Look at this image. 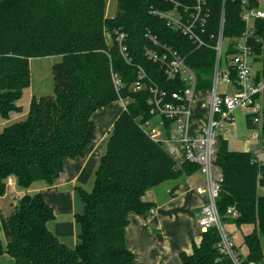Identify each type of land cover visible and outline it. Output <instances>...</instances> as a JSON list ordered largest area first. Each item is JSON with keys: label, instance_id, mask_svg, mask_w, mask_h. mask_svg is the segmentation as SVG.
<instances>
[{"label": "trees", "instance_id": "16d2710c", "mask_svg": "<svg viewBox=\"0 0 264 264\" xmlns=\"http://www.w3.org/2000/svg\"><path fill=\"white\" fill-rule=\"evenodd\" d=\"M192 6L193 0H180ZM243 0H207L209 46L197 48L182 32L152 10L166 12L174 4L165 0H117V11L107 16V0H0V117L9 120L23 110L19 101L31 86L30 61L59 56L53 65L54 94L34 96L24 120L0 131V193L8 178L17 180L24 192L19 206L9 216L11 241L0 255L12 256L16 264H134L127 245L131 213L146 220L156 208L150 196L155 187L169 180L201 171L189 162L179 164L160 144L151 140L144 124L152 119L149 93L134 92L139 67L161 89L183 88L168 80L160 64L146 56L154 48L147 34L176 50L194 69L200 89L210 88L216 59L210 37L219 30L225 12V37L242 36ZM256 5L257 0H250ZM128 34L131 63L123 57L114 31ZM113 34L108 40L106 33ZM234 52L233 48L227 55ZM257 52H260L258 49ZM123 85L115 87L113 74ZM261 75H264L262 70ZM127 108L116 120L106 152L96 170L91 191H76L84 207L75 217L80 227L78 243L71 247L53 232L56 211L40 192L30 193L37 181L54 185L62 176L67 158L82 156L95 139V112L116 101ZM249 151L231 150L219 139L217 166L223 173L217 207L223 223L241 228L247 254L237 251L238 264H264V162L257 163ZM262 192H261V191ZM234 208L238 217L229 215ZM200 242L183 264H237L222 250L217 227L199 229Z\"/></svg>", "mask_w": 264, "mask_h": 264}, {"label": "built area", "instance_id": "2783aa9c", "mask_svg": "<svg viewBox=\"0 0 264 264\" xmlns=\"http://www.w3.org/2000/svg\"><path fill=\"white\" fill-rule=\"evenodd\" d=\"M165 1L173 3L174 8L166 12L152 10V13L165 18L171 27L192 40L197 48L209 46L207 25L210 9L207 0H193L192 6L180 0ZM242 19L246 24L242 36L227 38L223 10L218 32L210 35L216 40L212 46L216 59L210 88L200 89L197 74L187 64L186 58L176 50L161 44L150 33L147 36L154 48H146V56L160 64L168 80H177L184 87L174 92L161 89L142 67H139L138 79L132 85L134 92L145 90L149 93L148 103L152 119L160 117L158 127L147 129L152 119L143 125L151 140L162 145L179 164L189 162L200 166L206 182L198 189L204 201L198 224L202 231L211 227L219 229L222 250L237 264L234 237L224 228L217 207L223 173L216 162L219 139L221 136L224 138L220 130L227 123L235 121V113L238 110L246 112L245 117L252 130L251 137L246 140L256 144L249 152L254 155L255 162H264V75L260 73L264 70V0H257L256 5L250 0H243ZM114 34L123 57L131 63L126 45L128 34L120 30H115ZM106 36L108 40L113 38L111 32H107ZM230 48H233L234 52L227 55ZM258 49L260 52H257ZM113 81L119 90L123 85L121 77L114 73ZM221 85L224 90H220ZM200 90L207 93L208 112L204 126L191 132L195 117L192 105ZM120 101L124 102L125 110L127 102ZM14 180L15 178L9 177L8 184L12 185ZM155 212V208L150 211V218ZM228 213L238 217V212L232 207L228 209Z\"/></svg>", "mask_w": 264, "mask_h": 264}, {"label": "crops", "instance_id": "0c3cea01", "mask_svg": "<svg viewBox=\"0 0 264 264\" xmlns=\"http://www.w3.org/2000/svg\"><path fill=\"white\" fill-rule=\"evenodd\" d=\"M206 97L207 93H197L192 105L195 117L191 132L197 131L205 124L208 112ZM119 102L121 105L116 101L95 112L94 141L86 147L82 156L65 160L63 174L54 185L37 181L31 186L34 188L29 189L30 193L36 191L42 193L48 204L54 208L56 214L58 213V220L55 219L54 228L53 223L51 228L61 241L75 236V225L72 221H74V214L78 213L79 199L77 197L79 195L76 188L93 186L96 170L101 157L106 152L110 133L125 108L124 102ZM242 116L245 118L244 113ZM246 123L248 126L247 120ZM246 138L243 139L245 150L250 151L256 144L248 142ZM225 139L228 141L227 138ZM203 176V173L199 171L176 180L163 182L155 187L149 198L155 203L156 212L149 220L131 213L126 233L127 245L135 255L134 264H183L182 255L193 252L195 243L200 242L197 216L204 201L198 189L205 185L206 179ZM13 185L18 186L16 179ZM19 190L23 195L24 192L20 188ZM60 214L64 215L62 220L59 219ZM231 226L234 225H229ZM246 254L247 252L244 255Z\"/></svg>", "mask_w": 264, "mask_h": 264}, {"label": "rangeland", "instance_id": "374dc122", "mask_svg": "<svg viewBox=\"0 0 264 264\" xmlns=\"http://www.w3.org/2000/svg\"><path fill=\"white\" fill-rule=\"evenodd\" d=\"M117 11V0H107V9L106 13L107 16L112 17L116 14ZM59 56H52V57H44V58H34L30 61L31 67V86L27 88L23 94V97L19 101V104L23 107V110L18 113H12L11 118L9 120H3L0 117V131L3 129L5 125L11 124L14 121L24 120L28 116V111L30 108V103L34 96H51L54 94V79H53V65L60 61ZM224 86H220V90H224ZM199 92L206 93L203 90ZM201 97V96H200ZM119 105L121 103L117 101ZM244 113L243 110H238L235 113V121L232 123H227L224 128L220 130V133L228 139L229 148L231 150H238V151H246L245 148V141L243 140L246 137H251L252 130L247 126L246 117L244 118L242 114ZM246 113V112H245ZM244 113V115H245ZM160 126V117H154L151 122L150 126L147 128L148 130L152 127ZM204 175V174H203ZM204 179L205 176H203ZM94 186V184H93ZM93 186L90 188L83 187L84 189L91 191ZM34 187H30L32 190ZM261 191V190H260ZM37 192V191H36ZM262 192V191H261ZM35 193V192H34ZM22 194L20 193L19 187L14 186L13 184H8L6 191L4 193H0V241L4 248L8 247V244L11 241V232L9 227V216L10 214L19 206L21 201ZM79 199L77 204V211L80 212L83 210L84 204L83 201ZM200 215V214H199ZM197 216V221L199 218ZM64 215H59V219L62 220ZM58 220V213L57 219ZM60 222V221H59ZM72 223L75 225V236L66 238L68 245L71 247L76 246L78 243V236L80 232L79 224L77 223L75 214H74V221ZM230 223H224V228L226 231L232 232L234 236V241L239 249L242 251L241 253L247 252V247L244 245V235L250 233L253 229L252 225H242L241 228L237 226H231ZM54 228V223L52 224ZM200 229V226L199 228ZM0 264H16L15 260L12 256L5 253L0 255Z\"/></svg>", "mask_w": 264, "mask_h": 264}]
</instances>
